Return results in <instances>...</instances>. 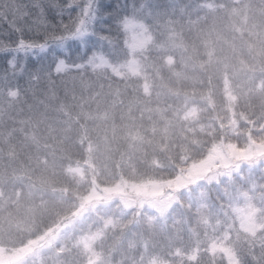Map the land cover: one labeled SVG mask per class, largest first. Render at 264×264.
Wrapping results in <instances>:
<instances>
[{"label":"trees","instance_id":"trees-1","mask_svg":"<svg viewBox=\"0 0 264 264\" xmlns=\"http://www.w3.org/2000/svg\"><path fill=\"white\" fill-rule=\"evenodd\" d=\"M34 2L47 4L0 0L2 264H264V219L250 233L234 214L247 193L264 218V151L175 189L161 212L147 194L92 195L189 176L216 146L264 143V0H106L137 11L55 59L36 30L57 18L49 8L46 23ZM131 18L150 36L133 53ZM92 32L82 19L65 35ZM96 232L93 255L84 240Z\"/></svg>","mask_w":264,"mask_h":264},{"label":"rangeland","instance_id":"rangeland-1","mask_svg":"<svg viewBox=\"0 0 264 264\" xmlns=\"http://www.w3.org/2000/svg\"><path fill=\"white\" fill-rule=\"evenodd\" d=\"M255 21L253 22L250 20V24L254 26ZM125 26L127 28L129 38L127 39V46L130 49V52H134L136 50L142 49L146 43L150 40V36L146 32V27L142 22H140L136 18H131L125 22ZM252 29L253 27L249 25ZM261 27V26H259ZM257 31V30H255ZM257 36L260 38L262 37V29L257 31ZM106 64V62L101 59L100 65ZM136 61L131 59L129 62L126 63V68L130 71L135 70ZM249 145V144H248ZM247 145L245 149H239L235 145L225 144L222 146H216L213 152L206 155L203 159L197 160L191 164L189 169V176H181L177 177L176 179L172 180H161L155 178H143L140 179L138 182L135 181H128L127 184H117L112 188H106L101 192H95L93 197L99 198L104 197V192L110 193H121L123 195L128 194L130 196L142 197L143 195H151V198H143L142 201L150 206H156L160 210L167 209L168 200L171 199L173 195V191L177 188H182L189 183H191L192 179L196 178H205L208 174L209 180L214 179L215 174L213 171H218L223 173L225 169H220L221 166L224 168L229 169V166L234 163L236 159L241 157H248L254 154L255 152L262 153L264 151V143L257 144V145ZM162 196V198H160ZM92 196H87L85 200H89ZM160 198V199H158ZM150 199V200H147ZM251 196L247 193H243L236 202H234L235 210L234 214H237L240 219V226L245 231H249L250 233H255L259 226L258 222H261L263 217L256 219L255 214L257 213L255 206L251 202ZM133 202V199L130 200V203ZM207 218H202L201 222L206 220ZM208 222V220H206ZM203 226V224L201 225ZM228 228L224 229L225 232H228ZM99 236L98 232L95 234H90L84 240L87 249L91 254L94 255L92 252L94 240L97 239ZM227 237L228 235L225 234ZM39 240V239H37ZM36 240V241H37ZM217 248V247H216ZM222 248V247H221ZM227 251V250H222ZM230 258L233 259L234 253L232 251L225 252ZM7 257L6 250L0 246V264L3 263V260ZM10 264V263H8Z\"/></svg>","mask_w":264,"mask_h":264},{"label":"snow or ice","instance_id":"snow-or-ice-1","mask_svg":"<svg viewBox=\"0 0 264 264\" xmlns=\"http://www.w3.org/2000/svg\"><path fill=\"white\" fill-rule=\"evenodd\" d=\"M14 7L17 11L21 8H27L26 5L17 3V0H13ZM34 8L39 10L41 18L46 23L48 9H52L53 14L56 16V22L51 23L53 31L49 32L46 28L41 33L39 29L36 30V35H43V40L38 43L42 51L52 52L53 58H57L59 55H71L74 51L76 53L86 49L90 44L93 43L94 38L97 36L96 27L102 32L103 29L112 22H118L124 16L129 15L128 8L132 9L134 14L137 11L135 3L131 5H120L115 2H106V0H83L82 3H73L72 0H64V3H60V0H47V4L34 2L32 5ZM144 5H141L143 8ZM7 5L0 8V23L9 22L8 13L4 10ZM74 9V11H73ZM87 13V15H85ZM68 17V21L71 22V27L66 23L64 17ZM82 19H90L93 24V32L84 35L77 33V35L69 36L66 33L75 31V26ZM11 26V24H10ZM59 26V31H56ZM28 30H33L32 25H28ZM60 36V39H57Z\"/></svg>","mask_w":264,"mask_h":264}]
</instances>
